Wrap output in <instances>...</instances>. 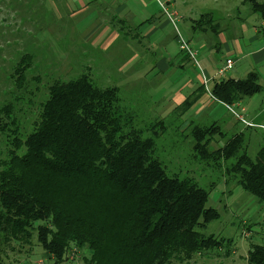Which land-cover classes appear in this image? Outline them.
Here are the masks:
<instances>
[{
  "label": "rangeland",
  "instance_id": "obj_1",
  "mask_svg": "<svg viewBox=\"0 0 264 264\" xmlns=\"http://www.w3.org/2000/svg\"><path fill=\"white\" fill-rule=\"evenodd\" d=\"M254 1L264 8V0ZM209 12L226 44H215L203 31L192 32L193 23ZM261 15L253 14L245 0H0V158L8 151V137L14 138L12 122L19 123L18 136L28 134L47 87L86 72L97 87L116 89L114 106L128 116L127 130L134 129L145 139L152 132L158 137L154 156L166 172L190 178L209 192L207 208L219 213L201 232L215 239L216 245L191 256L183 253L171 263L248 264L251 247L264 239V213L233 176H227L225 169L233 159L223 158V147L242 135L247 154L254 158L264 143V58L256 61L252 56L264 49V34L257 32L264 21ZM177 37L188 45L194 59H187ZM25 54L33 62L23 70L17 65ZM230 56L236 66L218 76ZM163 60L168 61L167 69L160 71L157 64ZM15 72L24 79L22 87L17 86ZM247 72H256L262 88L243 100L253 101L249 114L261 115L253 128L238 122L223 105L211 102L215 82L244 78ZM184 99L191 101L189 110L174 111L175 103ZM9 107L13 110L10 120ZM213 122H219L217 128L206 130ZM195 131L199 137L205 135L199 144L192 137ZM195 144L210 161L201 159ZM223 239L231 244L222 245ZM13 246L14 252L7 250L3 256L5 264H91L89 252L74 248L65 252L67 259L63 255L55 263L35 238L30 245Z\"/></svg>",
  "mask_w": 264,
  "mask_h": 264
},
{
  "label": "trees",
  "instance_id": "obj_2",
  "mask_svg": "<svg viewBox=\"0 0 264 264\" xmlns=\"http://www.w3.org/2000/svg\"><path fill=\"white\" fill-rule=\"evenodd\" d=\"M245 4L264 20L261 5ZM200 18L193 31L218 30L212 14ZM32 62L25 54L17 66L26 70ZM14 75L22 87L23 77ZM261 89L257 75L250 73L243 80L217 81L211 97L232 105ZM116 101V89L97 87L85 72L47 87L28 134L18 136L19 123H11L14 138L8 137V151L0 158V264L7 250L14 252V244L30 245L33 238L55 263L74 248L89 252L91 264H172L183 253L191 256L216 245L201 233L219 216L207 208L209 192L190 178L169 175L154 156L158 137L152 132L145 139L127 130L129 118L116 109ZM190 102L177 110L186 112ZM6 112L10 120L12 108ZM192 137L199 144L205 135L195 131ZM242 138L236 135L223 147V158L233 159L225 171L264 213V143L250 158ZM248 264H264V239L251 247Z\"/></svg>",
  "mask_w": 264,
  "mask_h": 264
},
{
  "label": "crops",
  "instance_id": "obj_3",
  "mask_svg": "<svg viewBox=\"0 0 264 264\" xmlns=\"http://www.w3.org/2000/svg\"><path fill=\"white\" fill-rule=\"evenodd\" d=\"M210 13V12H209ZM206 14H208V13H206ZM210 14H212V13H210ZM205 15V14H204ZM213 15V14H212ZM214 17V16H213ZM153 18V17H152ZM215 20V19H214ZM167 23V22H166ZM218 23V22H217ZM219 24V23H218ZM262 25L264 26V22H261V25H260V27H257V32L259 33V32H263V34H264V28L262 27ZM206 30V29H205ZM205 30H203V32L204 33H208V34H210L211 35V37H212V39H213V41L215 42V44H217L218 42H216V41H219V42H222L223 41V44H226V41H225V39L223 38V35L221 34V30H220V28H219V26H218V30L216 31V32H213L212 30H210V29H207L206 31ZM192 32L194 33V32H196V31H193L192 30ZM111 34H115V32H112ZM148 37H149V35H147ZM237 43V50H238V52H239V54L240 55H242V49H241V47H240V43H238V42H236ZM214 48H215V46H214ZM226 51L231 55V52H229L230 50L228 49V47H227V49H226ZM237 52V53H238ZM233 55H236V54H234L233 53ZM252 56L253 57H255L256 58V61H259V60H261V59H263L264 58V49H260V50H258L257 52H253L252 53ZM234 56H230L229 58H227L226 59V61L227 60H232L233 61V67H232V69L231 70H229V71H227L226 73H228V72H231L233 69H234V67L236 66L235 65V61H234V58H233ZM187 59H189L190 60V58H187ZM209 63H211L210 62V60L208 61ZM167 63H168V61L167 60H163L161 63H158L157 64V66H158V68L160 69V71H164L165 69H167ZM221 69H223V68H220V69H218L219 71L221 70ZM250 73H255L256 74V72H247L245 75V77L244 78H225V79H233V80H243V79H245L246 77H247V75L248 74H250ZM218 74V73H217ZM205 76L207 75V74H204ZM237 75H239V74H237ZM257 75V74H256ZM208 76V75H207ZM206 76V78L207 79H209L208 77ZM238 77V76H237ZM219 81V80H218ZM216 83V82H215ZM215 83H214V85H215ZM206 93V92H205ZM213 99V98H212ZM211 99V100H212ZM178 101V100H177ZM186 101V99H184V100H179L178 102H176L175 103V108H174V111H176V109L178 108V107H180V106H182L183 105V103ZM249 101V100H248ZM239 102V104H237L238 105V111L240 112V114L241 115H243V117H244V119H245V121H247L248 123H250L251 125H252V127L251 128H253V127H256L255 125V119H258L260 116H258L259 114H257V115H251V114H249V107L251 106V104H252V99H250V101L249 102ZM211 102H214V103H219V104H221V105H223L222 103H220V102H217L216 100H212ZM223 107L226 109V107L223 105ZM226 111L228 112V113H230L227 109H226ZM236 119V118H235ZM247 119H249V120H247ZM251 119V120H250ZM238 121V120H237ZM239 122V121H238ZM213 123H216V122H213ZM218 124H219V122H217ZM216 123V124H217ZM212 124V123H211Z\"/></svg>",
  "mask_w": 264,
  "mask_h": 264
},
{
  "label": "built area",
  "instance_id": "obj_4",
  "mask_svg": "<svg viewBox=\"0 0 264 264\" xmlns=\"http://www.w3.org/2000/svg\"><path fill=\"white\" fill-rule=\"evenodd\" d=\"M162 8V7H161ZM164 12L167 14V10L164 9ZM168 19L173 23V19H172V14L169 13ZM177 39L180 42V49L181 51H184L188 54V57L190 59H194V54L192 53V51L189 49L188 45L184 43V41L182 40L181 37H177ZM233 67V61L232 60H227L225 63V66L223 67V69H221L220 71H218V76H222L224 75L225 72L231 70ZM204 84L207 83V80H205L203 82ZM239 103H234L232 105H224L226 107V109L236 118V120H238L239 122H241L242 124L252 127V125L250 123H248L247 121H245L243 115L240 114V112H237L236 110L238 109V105Z\"/></svg>",
  "mask_w": 264,
  "mask_h": 264
}]
</instances>
